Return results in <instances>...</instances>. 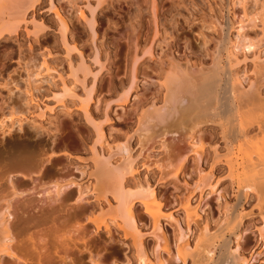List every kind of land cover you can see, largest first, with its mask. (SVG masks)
<instances>
[{
  "label": "rangeland",
  "instance_id": "374dc122",
  "mask_svg": "<svg viewBox=\"0 0 264 264\" xmlns=\"http://www.w3.org/2000/svg\"><path fill=\"white\" fill-rule=\"evenodd\" d=\"M86 1L40 0L28 10V22L21 23L16 34L0 40V155L11 147L15 148L14 146L36 150L40 155H45V158L40 156L45 160L52 153H57L58 157L55 155V158H52L55 160L52 161L53 168L51 167L57 175L55 178L74 179L78 183V186L73 187L69 192L73 197L70 198L71 200L67 199L69 200L66 202L67 206L59 209L57 204H51L56 211L50 213L46 207L48 202L46 193L52 190V186L49 179L46 181L41 178L42 171L45 173L43 169L45 167L41 165L36 167L37 175H33V180L19 177L18 183L25 182L31 189L30 198L35 200L34 209L29 210L27 214L28 218L32 216L37 220V224L29 225L31 227L28 231L29 226L24 227L27 232L24 231L25 237H20L23 238L22 241L24 238L25 240L29 237L33 238L38 252L45 255L44 250L51 252L54 242H61L70 236L75 243L72 245L70 258L73 261L70 264H138L132 237L135 234L128 229H122L124 223L117 217L116 201L108 194L111 201L108 203L103 197L99 199L94 192V180L90 173L95 159L92 148L96 139L92 136L94 129L88 124L82 110L83 103L78 102L76 98H68L67 109L54 105L57 115H50L45 110L47 117L42 119L41 109L30 102L31 97L26 93L28 89L32 91L41 106L47 104L53 107L55 104L52 96L60 91V81L52 77L54 75L43 73L41 76H36L35 73L44 56L45 58L48 56L52 67L64 73L67 82L70 86H74L72 88L76 93H83L81 80L84 75L80 73L77 82L71 76L72 71L66 57L67 48L63 44V30L55 16V9L62 10L68 18L67 37L72 50L73 64L77 65L80 62L79 50L85 62L92 65L96 48L90 29L80 19L78 12L80 6L87 4ZM230 1L157 0L159 17L155 20L152 0H90L92 7L97 9L96 42L99 59L103 65L95 100L91 103V112L97 125L103 127L108 134L113 147L128 142L139 170L137 174L127 176V183L133 190L138 183H149L155 188L157 205L152 204L155 202L150 203L154 206L150 211L155 213L161 211L160 220L168 239L170 254L161 251L165 243L159 240L160 234L155 229L153 214L138 204L135 208L137 233L143 236L147 251L153 254V260L147 264H181V261L179 263L175 261V257L184 245V242L179 241L180 226L182 225L183 229L187 228L183 204L188 197L193 199L194 204L200 203L203 211L202 218L190 224L188 242L192 248L203 242L206 226L211 232H215L230 220L231 212L237 210L243 216L240 227L242 238L239 241L238 252L243 254L250 264H264V211L260 210L256 198L246 203L245 200L239 202L240 188L245 186V182L241 180L246 176L243 155H240L238 149L234 146L232 148L234 153L231 162L234 165L228 164L227 157L223 156L222 160L220 159L221 164L218 163L212 168L211 152L208 147L216 142L220 146L224 144H221L220 134L215 131L217 129L208 128L201 134L207 146L204 158H199L195 152L189 153L182 163V169L177 172L179 159L173 157L174 149L178 145L185 146L184 144L192 142V139L200 133L196 135L188 132V129H182L178 134H170V137L168 135L163 138L162 134H159L161 132L157 133L159 129L156 128V132L150 130L142 134L141 138L135 129L136 120L145 105L147 108L148 104L157 102L162 97L163 90L160 84L169 66L172 64L181 65L183 68L199 66L203 59L211 64V50L225 35L224 26L231 10ZM14 21H18V18ZM221 23H224L223 27ZM259 31L260 28L252 26L242 28L241 24L236 23L232 34L234 39H238L239 35L243 34L255 37L254 33ZM35 33H38V38ZM137 41H141L142 44L137 58L139 59L138 88L133 93L134 98L131 101L119 105L114 101L118 99L122 85L130 78L131 64L134 60L133 50ZM75 47L78 50H75ZM260 52L264 59V43L257 50V54ZM226 55L224 54L221 61L223 67L227 65ZM239 56L240 64H232L234 66L232 68L242 69L241 75L247 78V83H250L256 77L254 73L256 54L251 52L245 57L240 53ZM98 68V65L92 66L93 71H97ZM91 78V76L86 77L87 86L91 85ZM9 116L14 120L10 121ZM21 118L24 119L22 127L16 122ZM3 121H7L8 126L5 129L1 126ZM190 133L192 136L189 135ZM166 138L170 140L167 141ZM161 139L163 140L160 141ZM164 141L166 144L163 145ZM96 146L98 148L99 145ZM110 155L111 152L106 150V157ZM39 158H36L35 162L39 163L43 160ZM113 160L124 159L116 155ZM227 164L233 167L234 177L229 172L231 168ZM35 165L33 163L31 166ZM236 172L242 183L238 180ZM211 175L212 177L209 178ZM240 175H243V178ZM201 181L206 184L203 194L197 189ZM80 191L84 193L83 202L76 201ZM170 214H174L181 221L180 226L176 221L169 220ZM106 225L110 232L106 230ZM125 231L130 235H126ZM66 236L67 238H64ZM85 241L89 243L91 253L85 250ZM236 242V238H233L232 253L237 248ZM189 251L191 250L186 252ZM214 252L212 259L202 264L230 263L229 259L221 258L220 250L214 249ZM159 253L162 254L163 261L157 259ZM27 260L31 264H37L36 260L29 258ZM188 261L191 264V261ZM3 264L23 263L5 256Z\"/></svg>",
  "mask_w": 264,
  "mask_h": 264
},
{
  "label": "bare ground",
  "instance_id": "6f19581e",
  "mask_svg": "<svg viewBox=\"0 0 264 264\" xmlns=\"http://www.w3.org/2000/svg\"><path fill=\"white\" fill-rule=\"evenodd\" d=\"M39 1L40 0H0V40L12 34H16L21 27V23L28 22V10L34 7ZM152 1V13L156 20L159 17V5L157 4V0ZM86 2L87 4L85 6H80L78 8V12L80 19L89 27L92 33L93 44L96 48V54L92 61V65L85 62L82 52L79 51L77 47H75V50L79 52L78 57L80 62L77 65L73 64L71 58L72 50L69 47L70 42L67 37L69 27L68 18L62 10L55 9V16L63 30V44L67 48L66 57L68 58L67 61L69 62L70 71H72L71 76L76 81L79 79L80 73L84 75V80H81L83 93L78 94L74 91V88H72L73 85H69L64 73L52 67L48 60V56L47 58H45V56L43 57L44 59H42L40 65L36 67L35 73L36 76H41L43 73L54 75L52 77L60 81V91L55 92L52 96L55 104L51 102L53 107L47 104L41 106L42 104L40 105V103H38L32 91L28 89L26 93L31 97L30 102L41 109L40 111H42V113L40 112V118L42 119L47 117L45 110H47L50 115H57V109L54 105L62 109H67L66 99L68 100V98H76L78 102L83 103L82 110L85 113L88 124L94 129V134L92 136L96 139L95 145L92 148L95 159L93 169L90 173V176L94 180V192H96L99 199L103 197L108 203L111 202L108 198L109 196H107L108 194L116 201L117 217L124 223V226H121L122 229H128L135 234L132 237L134 246L136 247V261L138 264H147L153 260V254L147 251L143 242V236L137 233L138 228L135 208L138 204L144 206L147 212L153 214L155 229L160 234L159 240L165 243L164 246L161 247V251L165 253L170 252L168 239L164 226L160 220L162 215L161 211L156 213L150 211V208L154 207L152 204H156L157 200L155 188L149 183H138L134 186L135 189L133 190L127 183V176L129 174H137L139 170L136 159L132 156L128 142L119 143V145L113 147L109 141L108 134L103 127L97 125L93 113L91 112V103L95 100V92L103 70V65L99 59V50L96 42L97 9L96 7H92L90 0ZM229 4L231 10L229 11L225 26L224 23H221V27H226L225 35L223 39L220 38L219 42H217L215 47L211 50V64L203 59L200 61L199 66L193 65L188 68H183L178 64L169 66L168 70L164 73L165 78L162 80V84H160L163 90L162 97L158 99L157 102H151L152 104L150 103V105L148 104L147 108H145L146 105L144 104L145 107L136 120L137 125L135 129L136 133H139L141 138L142 134L148 133L150 130V132H156V128L159 129L157 133L161 132L159 134H162L163 138L168 135L170 137V134H178L179 130L182 129H188V132H192L196 135L200 133L199 136H195L196 138L192 139V142L187 143L188 145H178L174 149L173 157L179 159V165L176 170L178 172L182 169V163L187 159L189 153L195 152L199 158H204L207 146L205 142H203L201 134L208 128H216L217 130L215 131L220 134L219 136L223 142H221V144L224 145L220 146L216 142L214 145L208 147L211 152L212 168H215L218 163L221 164V158H223V156L227 157V163L231 164V156L232 153H234L232 148H237L240 155H243V160H241L245 164L244 171L246 176L245 178L242 177L244 173L242 176L240 175V177L243 178L241 181L245 182V186L240 188L238 194L239 202L245 200L246 203L250 201V199L256 198L260 210L264 211V59L261 52L257 54V50H259L262 43H264V0H231ZM15 18H18V21L15 22ZM236 23L241 24L242 28L252 26L260 28V31L254 33V35H256L255 37L249 34H243L239 35L238 39H234L232 31ZM35 35L36 38H38V33H35ZM141 49V41H137L133 50L134 60L131 64L130 78L127 83L120 88L119 97L114 101L116 104L125 105L134 98L133 93L138 88L139 80V59L137 58ZM251 52L256 54L254 60V73L256 77L252 79L253 81L251 80L250 83H247V78L241 75L243 70H234L232 66L234 64H240V53H243L246 57ZM224 54H227L226 60H228L227 63H225L227 65H224L225 67H223L221 63ZM97 65L99 66L98 70L93 71L92 66ZM87 76L92 77L91 85L89 86L85 84ZM259 84H261V86H259ZM110 105L111 102L108 108ZM11 118L12 117L9 118L10 121H13L14 119ZM26 119L28 120L27 117ZM6 122L3 121L1 123L4 129L8 126ZM16 122L22 127L24 119H17ZM13 124H15V122H13ZM189 135L192 136L191 133ZM162 140L163 139L160 141ZM168 140H170V138H168L167 141ZM162 144H166L165 141L162 142ZM96 145H99L98 148ZM14 147L15 148L11 147L9 150L3 151L0 155V264H3V258L5 256L15 261L22 262L23 264H31L28 262V258L36 260L37 264H70L73 261L70 258L73 251L72 245L75 244L70 236H68V239L61 242H54L52 244V251L49 253L47 249H42V251H45V255L38 252L33 238L29 237L27 240L24 238V241L27 242L22 241L23 238H20L21 236L25 237L26 233L24 231H26V229H24V227L31 225V223L37 224V220L32 216L28 218L27 215L29 210H33L35 206V200L30 198L31 189L28 188L25 182L18 183L17 180L19 177H23L24 180H33V175H37L35 171L38 168L36 167H39V165L45 167L43 168L45 169V173L42 171L41 178L44 180L46 179V181L49 179V183L52 186V190L46 193V201H48L46 207L50 213L56 211L51 204H57L59 209H64L67 206L66 202L73 197V195H71L72 193L70 194L69 192L73 187L78 186V183L74 179L55 178L57 175L52 169V161L55 159L52 158H55L54 156L58 154L52 153L53 150L51 151L52 154L50 157L45 160L42 158L45 155H40L36 150L34 151L30 148L26 149L27 147L23 149L21 146H17L19 148L16 146ZM221 148H224V150H221ZM5 149H7V147ZM106 150L111 152V155L108 157H106ZM116 155H120L124 160H113V157ZM39 157L44 161L42 160L43 162L40 161L39 163L35 162V159ZM244 160H246V162ZM33 163L36 165L31 166ZM44 164L47 165L44 166ZM41 166L40 168H42ZM231 166H229L231 168L229 172L233 175L235 172L232 171L233 167ZM236 173L238 178V172ZM177 174L178 173H176L175 176H177ZM249 174L252 176H249ZM53 177L55 179H53ZM211 177L212 175L209 178ZM239 179L241 178H238V180ZM241 181L240 183H242ZM43 184L46 185L45 182H43ZM205 186L206 184L202 181L198 184L197 189H199L201 194L204 193ZM213 188L215 189L216 187L214 186ZM84 200V193L80 191L76 201L83 202ZM201 209V204H194L191 197L185 199L183 211L187 218L186 229H183L182 225L180 226L181 221H179L174 214H170L169 220L176 221L180 226L179 241L184 242L182 249L175 257V261L178 263L181 261V264H189L188 260L191 261V264L206 263L212 259L215 253L214 249H218L221 251V258L226 260L229 259V264H250V261H246V257L238 252L240 249L239 241L242 238L240 227L243 216L239 214L237 210H233V212H231L232 217L229 218L230 220L226 221L225 224L215 232H211V229L206 226V234L203 242L197 246L195 245L196 247H193L194 249L190 246L188 242L190 224L202 218L203 211ZM30 227L31 226L28 228L26 227L27 231ZM105 228L110 232L108 225H106ZM125 233L126 235H130L126 231ZM22 234H24V236ZM64 238H67V236ZM233 238H236L237 241V248L234 253H232L231 246ZM88 245L89 243L85 241V250L91 253ZM188 250L193 252H186ZM157 257V259L163 261L161 253H159Z\"/></svg>",
  "mask_w": 264,
  "mask_h": 264
}]
</instances>
